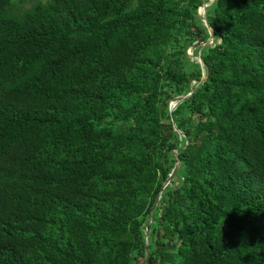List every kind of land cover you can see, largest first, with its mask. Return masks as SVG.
<instances>
[{
	"label": "trees",
	"instance_id": "obj_1",
	"mask_svg": "<svg viewBox=\"0 0 264 264\" xmlns=\"http://www.w3.org/2000/svg\"><path fill=\"white\" fill-rule=\"evenodd\" d=\"M205 2L0 0V264H264V0L202 63Z\"/></svg>",
	"mask_w": 264,
	"mask_h": 264
},
{
	"label": "water",
	"instance_id": "obj_2",
	"mask_svg": "<svg viewBox=\"0 0 264 264\" xmlns=\"http://www.w3.org/2000/svg\"><path fill=\"white\" fill-rule=\"evenodd\" d=\"M213 1H214V0H213ZM213 1H212V3H213ZM210 4H211V3H210ZM207 8H208V3L205 2V3L203 4V6L200 8L201 11L199 10V15H200L201 19L203 20V22L205 23V25L207 26V28L209 29V32H210V39L207 40V41H204V42H198V43L194 46L195 48L201 47V50H200L199 55H198V59H199L201 62H202V60H201V51H202V49H203L205 46L212 44V43L214 42V40H215L214 30H213V28L210 26V24L208 23V19H207ZM202 63H203V62H202ZM208 73H209V72H208V68H207V76H206L204 79L200 80L199 83H203V82L207 79V77H208ZM192 94H193V91H191L188 95H186V96H184V97H182V98L178 97V98L174 99V101L170 102L169 106H170V115H171V117H172V112H173V110H174V103H176V102H182V101L188 99L190 96H192ZM171 103H173V104L171 105ZM172 122H173V124H174V119H173V117H172ZM179 167H180V161L177 162V164H176L175 168L173 169L172 173L170 174L169 178H168L167 181L164 183L163 188H166V187L169 185V183L171 182V179H172L173 176L176 174V172L178 171ZM160 198H161V194H160V195L158 196V198H157V201H156V203H155L154 209L157 207V205H158V203H159V201H160ZM154 209H153V211H152V214H153V212H154ZM151 220H152V218L150 219V221H149V223H148V225H147V228H146V234H145V242H146V258H148V256H149V247H148L147 239H148V226H149V224L151 223ZM144 264H146V262H145Z\"/></svg>",
	"mask_w": 264,
	"mask_h": 264
},
{
	"label": "rangeland",
	"instance_id": "obj_3",
	"mask_svg": "<svg viewBox=\"0 0 264 264\" xmlns=\"http://www.w3.org/2000/svg\"><path fill=\"white\" fill-rule=\"evenodd\" d=\"M207 3H208V7L209 6H211V4H212V0H207ZM211 3V4H210ZM192 53H193V50L190 48V49H188V54L193 58V59H196V58H198V57H194V56H192ZM199 55V54H198ZM173 103H171V105H172Z\"/></svg>",
	"mask_w": 264,
	"mask_h": 264
},
{
	"label": "built area",
	"instance_id": "obj_4",
	"mask_svg": "<svg viewBox=\"0 0 264 264\" xmlns=\"http://www.w3.org/2000/svg\"><path fill=\"white\" fill-rule=\"evenodd\" d=\"M201 11V9H199Z\"/></svg>",
	"mask_w": 264,
	"mask_h": 264
},
{
	"label": "crops",
	"instance_id": "obj_5",
	"mask_svg": "<svg viewBox=\"0 0 264 264\" xmlns=\"http://www.w3.org/2000/svg\"><path fill=\"white\" fill-rule=\"evenodd\" d=\"M213 1V0H212Z\"/></svg>",
	"mask_w": 264,
	"mask_h": 264
}]
</instances>
